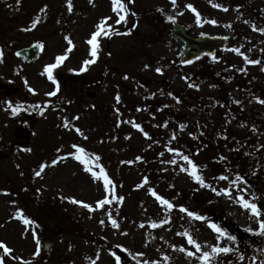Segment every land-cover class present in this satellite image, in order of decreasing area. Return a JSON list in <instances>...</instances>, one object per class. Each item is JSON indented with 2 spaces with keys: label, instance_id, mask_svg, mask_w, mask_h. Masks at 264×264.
Here are the masks:
<instances>
[{
  "label": "rangeland",
  "instance_id": "374dc122",
  "mask_svg": "<svg viewBox=\"0 0 264 264\" xmlns=\"http://www.w3.org/2000/svg\"><path fill=\"white\" fill-rule=\"evenodd\" d=\"M247 2L242 24L227 0H0V264H119L121 250L128 264H213L234 247L217 218L263 228L264 168L249 182L214 174L209 154L189 148L191 119L161 131L163 111L139 109L150 93L170 106L182 90L202 103L216 95L198 65L177 64L175 18L192 35L229 36L213 66L264 86V0ZM34 42L40 53L25 65L14 50ZM118 68L121 104L125 93L138 105H121V121ZM73 75L75 88L87 87L71 95L62 80ZM89 91L113 125L93 120ZM242 106L258 132L231 121L230 129L263 150V99ZM19 127L34 141L28 151L13 146ZM44 240L53 242L48 254Z\"/></svg>",
  "mask_w": 264,
  "mask_h": 264
},
{
  "label": "trees",
  "instance_id": "16d2710c",
  "mask_svg": "<svg viewBox=\"0 0 264 264\" xmlns=\"http://www.w3.org/2000/svg\"><path fill=\"white\" fill-rule=\"evenodd\" d=\"M241 2L245 3V0H239ZM230 3H235L236 0H229ZM257 15V14H256ZM201 71H203L207 77H210L214 82L217 83V96L211 98L210 102L207 103L205 107H201V103H198L197 105L190 106L189 111L187 110L185 112H181L180 115L173 114L174 119H179V117L187 116L191 119L196 120V125H198V122L202 120V118L205 120V130L209 134L208 136L211 137L213 132L217 133H225L227 134L229 129L226 128V120L233 117V107L232 102L237 100V97L240 94H243L244 90L248 87V83L246 80H244L242 77L234 76L232 78L227 72L216 70L212 65L210 64H204L201 68ZM75 77L67 78L66 80L63 79V82L65 84L66 90H68V93L74 94L75 93ZM81 81V80H80ZM255 90L261 91V94L264 95V89H262L259 85H256ZM260 96V95H259ZM150 102V100H148ZM178 101V100H176ZM147 102V101H146ZM182 102V101H181ZM152 105L157 108L155 105L157 103H160V100H152ZM177 106L176 109L179 111L181 109H184V103H176ZM211 104H216L214 108H212ZM176 111V110H175ZM216 117V118H214ZM218 118V119H217ZM242 118V117H241ZM226 119L225 121H222ZM218 121H222L223 125H219ZM173 124H175L176 121L172 120ZM215 133V134H217ZM214 134V133H213ZM221 141L219 139L212 138L211 141H208L205 146L206 154L211 155L209 152L213 151V155L215 156V159L213 158L212 163V169L215 171L217 169L216 167H222L223 164H226L227 166H231L233 168H238L237 164L238 161L241 162V149L235 148L230 149V146H225L224 143L220 145ZM235 237V242L237 245L236 253L238 255V258L242 256V254H248L250 257V263L253 262V257L256 255V253L252 251H247L243 246V237L248 236L250 234H246L242 229H238L236 232H233ZM238 264L240 263V259L238 260ZM126 263L125 259L121 261V264Z\"/></svg>",
  "mask_w": 264,
  "mask_h": 264
},
{
  "label": "water",
  "instance_id": "95a60500",
  "mask_svg": "<svg viewBox=\"0 0 264 264\" xmlns=\"http://www.w3.org/2000/svg\"><path fill=\"white\" fill-rule=\"evenodd\" d=\"M187 27L174 22L169 34L172 38L179 39L183 42L181 51L180 63H186L195 60L201 54L213 55L216 49H222L225 46L226 40L223 37L198 35L197 37H190L187 32ZM39 46L37 44L17 50V54L23 57L26 61H31L38 53ZM195 50V51H193ZM17 146L23 148H30L32 140L17 139ZM264 242V239H263ZM51 248V243L45 242L43 249L48 252Z\"/></svg>",
  "mask_w": 264,
  "mask_h": 264
},
{
  "label": "flooded vegetation",
  "instance_id": "af4514ba",
  "mask_svg": "<svg viewBox=\"0 0 264 264\" xmlns=\"http://www.w3.org/2000/svg\"><path fill=\"white\" fill-rule=\"evenodd\" d=\"M91 96L93 97V93L91 94ZM101 120L103 122L108 121V119H101ZM19 130H20V128L15 131V135H19V133H18Z\"/></svg>",
  "mask_w": 264,
  "mask_h": 264
}]
</instances>
